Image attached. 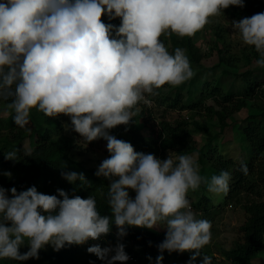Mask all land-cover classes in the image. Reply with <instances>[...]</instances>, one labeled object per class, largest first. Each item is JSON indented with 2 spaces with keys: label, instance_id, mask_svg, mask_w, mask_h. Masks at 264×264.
I'll return each instance as SVG.
<instances>
[{
  "label": "clouds",
  "instance_id": "9594fccd",
  "mask_svg": "<svg viewBox=\"0 0 264 264\" xmlns=\"http://www.w3.org/2000/svg\"><path fill=\"white\" fill-rule=\"evenodd\" d=\"M229 6L244 7L243 0H2L0 2V100L14 112L13 121L28 130L30 110L47 117H71L74 131L86 141L107 140L111 153L100 164L97 176L110 180L107 202L111 216H101L95 197L81 198L57 189V195L39 193L35 186L17 192L0 187V259L39 258V250L52 245H82L108 234L114 222L118 236L125 226L152 229L166 225L161 253L201 249L212 239V223L197 219L187 198L189 190L207 185L208 192L227 195L231 174L221 171L210 180L199 174V165L187 154L158 159L137 153L133 146L107 133L128 124L139 112L145 94L165 84L178 87L195 75L186 52L171 54L162 35L191 37ZM122 18L117 28L102 22V15ZM232 26L243 43L259 53L256 65L264 68V13ZM118 38H112V32ZM135 109V111H133ZM16 160L17 152L5 154ZM247 175L248 168L242 164ZM11 177V172H5ZM69 182L85 181L83 173L62 172ZM115 178V179H114ZM86 182V181H85ZM129 189L136 195L132 199ZM11 192V197L8 192ZM41 210L47 215H42ZM27 241L29 250L19 249ZM106 264L129 259L123 244L91 246ZM114 255L110 256V253ZM150 259V258H149ZM163 256L157 257V264ZM202 264H212L203 255Z\"/></svg>",
  "mask_w": 264,
  "mask_h": 264
},
{
  "label": "trees",
  "instance_id": "16d2710c",
  "mask_svg": "<svg viewBox=\"0 0 264 264\" xmlns=\"http://www.w3.org/2000/svg\"><path fill=\"white\" fill-rule=\"evenodd\" d=\"M243 3L244 7L229 6L226 9L228 16L241 20L257 13H264V0H243ZM101 19L105 24H112L117 28L122 23V18L110 19L106 12ZM164 37H169L170 42L167 39L164 42ZM217 37L211 48L216 50L218 57L212 65H209L203 64L202 59L207 53H202L195 45L193 36L178 38L175 34L162 35L160 40L164 44L170 43L171 54H174V50L180 46L184 48L195 75L178 87L165 84L155 89L156 94H150L152 96L150 99L159 105L188 109L191 112H200V108L205 106L204 100L213 99L219 105L218 108L211 103L206 105L205 109L210 114L209 118L213 119V116H216L219 130L211 131L193 120L195 129L205 135L206 144L209 145L193 149L190 147L186 151L178 148L179 155H188L196 151L200 161L199 174L204 177H206V167L214 170L212 175H219L221 171L230 172V190L224 196L225 202L236 198L241 203L243 197L247 198L248 195L254 194L252 199L244 200L242 203L246 217L240 225L241 237H238L235 244L229 248H221L220 256L204 246L200 250L202 255L198 256L193 264H202L203 255L210 256L212 264H255L254 261L258 258H262L260 264H264V105L255 107L251 101L258 90L264 89V80L257 81L250 69L240 71L243 63H250L253 60L251 57H254V60L260 57L259 53H253L251 50L240 54L232 53L227 47L220 46L221 41L224 42L222 35L217 34ZM112 38H118L115 30L112 32ZM223 51L227 52L224 56ZM223 77L231 78V83L225 84ZM139 104L141 108L134 115L133 120L127 125L111 128V134L112 136L115 134L119 140L130 143L137 153L153 154L159 159L166 149L180 145L178 140L183 139L188 133L180 130L181 123L171 125L165 121H156L153 111L144 102L142 105L141 102ZM236 108L247 110L242 125L236 124V120H233L236 128L234 136L242 151L238 160L227 158L222 148L220 149L223 147L220 139L227 126L226 117ZM12 116L14 115L7 118L8 130L0 132V163L7 172L12 173V176L1 174L0 187L8 190L15 187L17 192H21L35 186L39 193L57 196V189H62L69 198L80 196L86 199L91 195L96 199L97 211L100 215L111 216L106 198L110 180L97 176L93 168L87 167L82 161L71 156L70 150L75 143L64 133L58 117H47L33 108L30 110V123L26 126L28 129L26 131L14 123ZM139 119L141 126L136 124ZM10 151L17 152L15 161L5 159V154ZM242 164L247 165V175L241 171ZM72 171L83 173L86 182L80 180L69 182L62 176V172ZM201 187L204 193L196 200H190L187 195L197 219H205L204 216H209L214 206L207 193V185L201 184ZM58 198L62 199L59 196ZM130 198L134 199L135 195ZM41 214L47 215L42 210ZM125 227L127 234L118 236V229L113 222L109 233L102 234L96 239L101 246L113 249L117 244H123L124 251L129 257L123 264H157V257L160 255L163 256V260L159 264H189L195 252L192 250L169 253L165 250L161 253L158 245L165 239L167 231L163 223L152 229ZM76 248H78L77 244H65L59 251L54 248L41 249L38 259L29 258L24 261L0 259V264H68L73 260ZM111 255H114V252ZM115 263L121 264L119 261Z\"/></svg>",
  "mask_w": 264,
  "mask_h": 264
},
{
  "label": "rangeland",
  "instance_id": "374dc122",
  "mask_svg": "<svg viewBox=\"0 0 264 264\" xmlns=\"http://www.w3.org/2000/svg\"><path fill=\"white\" fill-rule=\"evenodd\" d=\"M2 2V0H0ZM233 21H239L234 19L233 17H229L226 13V9H223L221 15L219 16H212L209 17V23L206 26L196 32L193 35L195 45L199 47L202 53H207L203 57V64L212 65L218 57V54L215 49H212L214 42L216 41L217 34L222 35L223 41L220 46L227 47L232 53L240 54L243 51L256 52L254 46L245 45L239 35L238 32L232 26ZM179 38V37H178ZM169 41L168 38H163L164 42ZM163 42V43H164ZM168 51L170 50V43L167 42L165 44ZM179 48L184 49L182 46ZM223 56L227 54V52L223 51ZM253 60L250 63H243L240 71L250 69L252 70L253 77L257 81L264 80V68H260L256 65V60L254 57H251ZM256 59V58H255ZM258 59V58H257ZM225 84L229 85L231 83V78L223 77ZM146 99L149 103H145L152 111L153 115L158 122H167L171 125H175L177 123H181L179 125L180 130H184L188 133V135H184L183 139H179L180 145L174 146L172 148H168L163 152L162 157L159 159L164 160L167 159L168 155L172 153V155H179L178 148L183 150H188L190 147L192 149L194 147H202L208 146L206 144L205 135L201 131H197L195 126L193 125V120L198 121L201 126L208 128L211 131H218L219 130V122L216 116L209 118V112L205 109L206 105L213 104L218 108V104L213 101V99L208 98L205 99L204 103L205 106L200 108V112H191L188 109H178L173 107H168L165 104L159 105L154 103L153 100L150 99L152 97L150 94H145ZM252 104L255 107L263 106L264 105V89L258 90L255 95L251 98ZM7 102L0 100V132L4 130H8V123L7 118L10 115H14V112L6 107ZM143 101H141V105ZM140 110V104L136 106ZM135 111V109L133 110ZM247 114L246 108L235 109L232 113L228 114L226 117L227 126L223 131V136L220 139V142L223 143L222 148L223 154L227 156V158H234L239 159L241 154V146L237 143L235 138L234 130L236 128L233 124V120H236V124H241L245 122V116ZM58 120L60 121L64 133L68 135V137L75 143V146L71 148L70 154L75 159L82 161L84 165L87 167H91L94 169L95 173L98 171V168L103 160L109 158L111 153L107 150V140L103 137H99L91 142L86 141L84 137H82L79 133L74 131V127L71 124V117L68 115L60 114ZM13 118V116H12ZM134 116L132 117L133 120ZM131 121V120H130ZM129 121V123H130ZM235 122V121H234ZM136 124L141 126V120H137ZM127 125V124H121ZM242 125V124H241ZM19 127V126H18ZM109 135L112 136L111 130H106ZM115 136V134H114ZM121 136V135H120ZM122 137V136H121ZM116 138V136H115ZM220 138V137H219ZM194 158V160L199 165L200 169V161L198 160V153L196 151L191 152L188 154ZM247 158V157H246ZM7 172L5 167L0 163V175ZM214 170L211 168L206 167V177L210 180V176H213ZM8 190V189H6ZM204 193L203 188L200 186L197 190H189L188 197L190 200H196L200 195ZM209 197L211 198L212 206L210 215L204 216L206 220L212 223V239L211 242L205 245V248H208L211 252L215 255L220 256V249L221 248H229L232 247L238 237H241L240 225L245 220V212L243 210L242 203L244 200L249 201L253 198L254 194H250L246 197H243L241 203L237 201L236 198L228 200L227 202L224 201L223 194L215 195L210 192H207ZM8 196L11 197V192L9 191ZM136 195V193L129 189V196ZM194 210V209H193ZM192 210V211H193ZM99 245L100 247L104 248L99 244V241L89 239L82 245H78L76 248V253L73 255V260L68 264H106V261L99 259L95 254L88 253L87 249L91 246ZM46 250H52V245H45L44 248ZM29 250V245L27 241L24 245H22L19 251ZM111 256V253H110ZM131 263H133L132 260ZM262 262V258L255 259V264H260ZM116 264V263H115Z\"/></svg>",
  "mask_w": 264,
  "mask_h": 264
}]
</instances>
